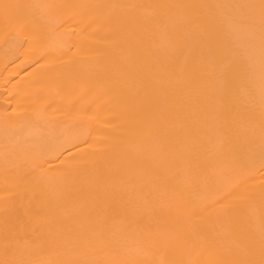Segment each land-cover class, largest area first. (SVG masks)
Here are the masks:
<instances>
[{"label": "bare ground", "instance_id": "bare-ground-1", "mask_svg": "<svg viewBox=\"0 0 264 264\" xmlns=\"http://www.w3.org/2000/svg\"><path fill=\"white\" fill-rule=\"evenodd\" d=\"M0 264H264V0H0Z\"/></svg>", "mask_w": 264, "mask_h": 264}]
</instances>
